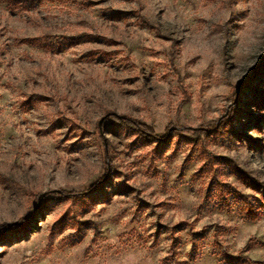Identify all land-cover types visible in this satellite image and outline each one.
Instances as JSON below:
<instances>
[{
  "label": "rangeland",
  "instance_id": "rangeland-1",
  "mask_svg": "<svg viewBox=\"0 0 264 264\" xmlns=\"http://www.w3.org/2000/svg\"><path fill=\"white\" fill-rule=\"evenodd\" d=\"M262 64L264 0H0V264H264Z\"/></svg>",
  "mask_w": 264,
  "mask_h": 264
},
{
  "label": "trees",
  "instance_id": "trees-1",
  "mask_svg": "<svg viewBox=\"0 0 264 264\" xmlns=\"http://www.w3.org/2000/svg\"><path fill=\"white\" fill-rule=\"evenodd\" d=\"M84 36H80V37H74V38H70V41L71 42H76V41H79L83 38ZM257 75L258 78L257 80L259 81L260 78H264V64H262V66L258 69V70H255L253 75ZM248 83H244L243 84V87L245 89H247L248 91H250V89L248 88ZM253 94L255 95V92H253ZM253 97V96H252ZM256 98H259L257 96V94L254 96ZM261 100H258L256 102V105H259L263 108L264 110V100L262 98H260ZM236 109L234 108H231L228 113L225 115L224 119L218 124L216 130H219V129H223L224 131L228 132V133H231L232 135L234 136H237L233 126H232V121L235 119V116L236 115ZM120 123L122 124V126H124L125 129L129 130V131H134V132H137V134H140V136L145 139L146 141H149V140H152V139H156L158 141V138L154 136V133L152 132V129L146 125H143V124H140V123H134L128 119H123L120 121ZM215 126L212 127V129H214ZM211 129V130H212ZM203 132V131H202ZM163 140H161L160 142H162ZM166 141H163L162 143H165ZM249 184H250V187H252V189L256 190L258 188V184L256 181L252 180V179H249L248 180ZM96 186H93L91 187V191H96L97 189L100 188L101 186V183L100 182H97L95 184ZM231 194H234L236 196H239L237 194H235L234 192H230ZM83 196H86V195H89V194H86L85 192L82 194ZM45 198H46V195H40V196H37V200L39 201L40 204V208L43 209L44 207V204H45ZM239 199L241 200H244L242 196H239ZM40 212V210L37 212V214ZM29 223L26 222L24 224H16V225H11V226H7V225H1L0 226V238H3L5 237L7 234L11 233V232H14V231H24L27 227ZM241 263L243 264H251L250 262H248L247 259L245 258H242L241 259Z\"/></svg>",
  "mask_w": 264,
  "mask_h": 264
}]
</instances>
